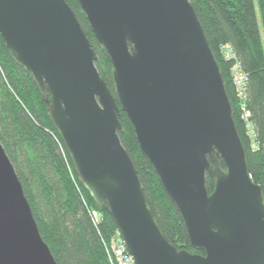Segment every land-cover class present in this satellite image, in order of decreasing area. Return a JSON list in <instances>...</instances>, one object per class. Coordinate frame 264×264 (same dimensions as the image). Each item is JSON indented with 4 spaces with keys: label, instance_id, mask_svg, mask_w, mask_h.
<instances>
[{
    "label": "water",
    "instance_id": "water-1",
    "mask_svg": "<svg viewBox=\"0 0 264 264\" xmlns=\"http://www.w3.org/2000/svg\"><path fill=\"white\" fill-rule=\"evenodd\" d=\"M77 2L111 61L115 97L65 0H0V38L50 94L49 118L79 182L107 209L134 264H264V196L248 173L221 70L189 1ZM121 112L190 248L202 254L178 250L162 235L118 137ZM207 174L215 180L211 194ZM0 264H56L1 141Z\"/></svg>",
    "mask_w": 264,
    "mask_h": 264
},
{
    "label": "trees",
    "instance_id": "trees-1",
    "mask_svg": "<svg viewBox=\"0 0 264 264\" xmlns=\"http://www.w3.org/2000/svg\"><path fill=\"white\" fill-rule=\"evenodd\" d=\"M65 1L97 56L95 67L101 79L115 97L112 64L107 53L98 46L77 0ZM188 1L221 70L246 154L248 173L264 196V41L260 34V26L264 33V0ZM224 46L231 47L235 60L247 76L248 123L241 118L231 83L230 69L234 60L224 59L220 54ZM50 99L48 92L38 90L31 73L11 58L0 38V141L20 181L40 236L56 264H110L104 244L116 232L114 222L107 209L97 206L80 184L49 118ZM118 120L123 128L118 137L137 170L146 203L162 235L178 250L202 254L190 248L177 210L154 169L139 151L130 120L123 112ZM218 159L225 169L224 161ZM214 182L207 174L208 194L212 193ZM92 212H97L101 218L98 225L92 220Z\"/></svg>",
    "mask_w": 264,
    "mask_h": 264
},
{
    "label": "built area",
    "instance_id": "built-area-1",
    "mask_svg": "<svg viewBox=\"0 0 264 264\" xmlns=\"http://www.w3.org/2000/svg\"><path fill=\"white\" fill-rule=\"evenodd\" d=\"M222 54L227 60H234V64L231 67L232 70V86L235 92L236 99L238 100L241 118L248 123L250 116L249 111L246 109V88H247V76L242 70L241 65L235 60L234 52L230 46L221 47ZM248 125V124H247ZM249 130V126H248ZM251 133V131H250ZM92 220L95 225H98L101 218L97 212L91 213ZM105 245L107 257L110 264H134L132 256L128 253L124 246L123 240L120 234L115 232Z\"/></svg>",
    "mask_w": 264,
    "mask_h": 264
},
{
    "label": "rangeland",
    "instance_id": "rangeland-1",
    "mask_svg": "<svg viewBox=\"0 0 264 264\" xmlns=\"http://www.w3.org/2000/svg\"><path fill=\"white\" fill-rule=\"evenodd\" d=\"M256 10H257V8H256ZM257 14H258V11H257ZM260 34H261L262 41H264V33L261 29V26H260ZM220 52H221L220 54L222 55V57L225 59L224 55L222 54L221 49H220ZM230 76H231V83H232V70L231 69H230Z\"/></svg>",
    "mask_w": 264,
    "mask_h": 264
}]
</instances>
